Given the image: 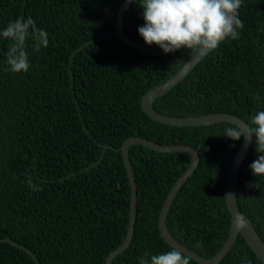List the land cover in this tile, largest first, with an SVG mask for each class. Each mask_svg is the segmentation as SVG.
<instances>
[{"label": "trees", "instance_id": "16d2710c", "mask_svg": "<svg viewBox=\"0 0 264 264\" xmlns=\"http://www.w3.org/2000/svg\"><path fill=\"white\" fill-rule=\"evenodd\" d=\"M122 1L0 0V30L31 17L49 34L46 48H28L26 73L4 70L9 41H0V264H37L10 240L32 251L40 264H104L129 222L130 184L115 149L129 136L197 149L198 165L173 199L167 228L207 258L228 237L225 185L241 139L223 136L232 123L173 126L143 111L141 96L196 51L154 55L120 40L113 31ZM135 2L124 13L123 29L144 43L138 34L142 9ZM238 11L244 25L239 38L208 52L154 100L155 110L172 116L229 112L247 124L264 110V0H243ZM255 147L253 137L236 197L264 242V176L250 169L260 155ZM128 157L137 186L135 225L130 243L111 264H139L145 252L173 248L160 234L159 212L191 162L187 152L138 143L130 145ZM190 264L200 263L190 258ZM215 264L264 263L238 234Z\"/></svg>", "mask_w": 264, "mask_h": 264}, {"label": "clouds", "instance_id": "9594fccd", "mask_svg": "<svg viewBox=\"0 0 264 264\" xmlns=\"http://www.w3.org/2000/svg\"><path fill=\"white\" fill-rule=\"evenodd\" d=\"M242 3L243 0H139L144 24L138 28V34L146 45L155 44L166 54L180 49L212 52L222 42L239 38V30L244 27L238 11ZM48 35L31 17L9 22L0 30V41H9L4 70L26 73L30 68L28 48L40 52L48 46ZM223 136L232 140L243 136L248 143L255 137V151L260 155L250 169L254 176H264V110L251 116L250 124L225 129ZM138 261L139 264H190V258L175 247L163 254L145 252Z\"/></svg>", "mask_w": 264, "mask_h": 264}, {"label": "water", "instance_id": "95a60500", "mask_svg": "<svg viewBox=\"0 0 264 264\" xmlns=\"http://www.w3.org/2000/svg\"><path fill=\"white\" fill-rule=\"evenodd\" d=\"M131 0H123L117 9V13L115 16V29L113 34L117 35L120 40L127 43L129 46L137 49L139 51L150 53L154 55L165 54L162 49L158 46H149L140 41L134 40L129 37L123 29L122 19L126 9L128 8ZM208 52H195L193 56H191L181 67L180 69L170 76L166 81L160 83L159 85L150 88L141 96V107L143 111L152 119L167 125L173 126H197V125H206L215 122H228L234 125L243 126L247 124V122L241 118L240 116L229 113V112H210L206 114L200 115H187V116H172L167 115L155 110L152 106L154 100L167 92L171 87L179 83L195 66L196 64L207 54ZM142 144L156 151L162 152H172V151H183L187 152L191 155V162L189 166L183 171V173L178 177L173 186L170 188L166 198L163 201L161 206L159 217H158V228L163 239L171 246L175 247L178 250L182 251L185 255L193 259L194 261L200 264H215L219 262L227 251L231 248L238 234H241L250 248L254 251L257 257L264 263V242L258 235L256 229L254 228L250 218L243 213L237 202L236 192L238 185V176L241 163L247 154L250 144L245 138L241 137V143L233 159L229 165L227 181L225 185V203L227 209L230 213V226L228 237L221 246V248L212 256V257H204L197 253L196 251L188 248L186 245L177 241L174 236L169 232L166 225V216L170 205L184 181L189 177V175L193 172L195 167L199 162V153L196 148L185 145V144H169L162 145L156 142H153L145 137L141 136H129L125 138L119 147L115 148L116 150L121 152L124 167L126 170V174L130 184V205H129V222L127 227V232L124 240L121 244H119L116 248L111 250L106 256V260L104 264H111L114 256L118 254L120 251L125 249L131 241L135 218H136V196H137V186L136 180L134 176V172L130 165V160L128 157V149L132 144ZM102 156V155H101ZM10 240V239H8ZM11 244L17 245L22 249H26L29 254L34 258L37 264H40L38 258L35 254L25 248L24 246L16 243L13 240H10Z\"/></svg>", "mask_w": 264, "mask_h": 264}, {"label": "bare ground", "instance_id": "6f19581e", "mask_svg": "<svg viewBox=\"0 0 264 264\" xmlns=\"http://www.w3.org/2000/svg\"><path fill=\"white\" fill-rule=\"evenodd\" d=\"M201 61V60H200ZM155 109V108H154ZM107 147V146H106ZM129 150V149H128ZM173 202V201H172ZM172 204V203H171ZM171 206V205H170ZM236 240V239H235Z\"/></svg>", "mask_w": 264, "mask_h": 264}]
</instances>
